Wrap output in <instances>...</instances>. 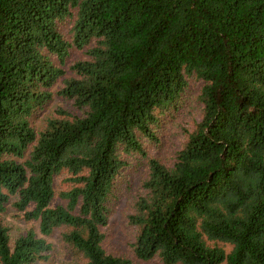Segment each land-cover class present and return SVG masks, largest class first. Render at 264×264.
Segmentation results:
<instances>
[{"label":"trees","instance_id":"obj_1","mask_svg":"<svg viewBox=\"0 0 264 264\" xmlns=\"http://www.w3.org/2000/svg\"><path fill=\"white\" fill-rule=\"evenodd\" d=\"M72 49L84 57L66 75ZM191 76L201 119L170 163L148 159L132 252L264 264V0H0V264L48 261L57 228L86 264H135L102 246L107 200ZM54 93L80 114L37 131L31 117ZM62 173L69 187L52 205ZM8 204L38 233L11 238Z\"/></svg>","mask_w":264,"mask_h":264},{"label":"rangeland","instance_id":"obj_2","mask_svg":"<svg viewBox=\"0 0 264 264\" xmlns=\"http://www.w3.org/2000/svg\"><path fill=\"white\" fill-rule=\"evenodd\" d=\"M67 24L63 29L67 30ZM84 57V50L72 49L67 57L63 69L66 75L71 74L69 66L76 59ZM62 78L58 80L53 91L61 85ZM202 82L194 76L188 78L186 89L181 97L177 110L165 113L160 117V125L155 129V140L141 138L144 154L132 153L127 156L128 164L121 170L114 182L111 195L107 200L109 210L108 222L101 228L104 233L102 242L106 252L127 256L135 264H164L158 257H154L146 262L139 261L132 252V243L137 234V227L129 222V217L135 212V203L142 193V183L147 175V161L155 158L163 163H170L187 139L195 124L201 119L202 104L198 99ZM69 114H80L71 101L54 93L49 102L31 117L32 125L37 131L41 130L46 120L52 116H57L61 112ZM27 154V152H26ZM69 183L66 180V173L57 176L54 181L55 196L52 205L63 203L59 197V192L66 190ZM1 218L9 228V235L15 238L28 229H33L38 233V222L36 220H25L21 212L16 211L10 204L1 214ZM63 228L55 229L47 240L52 244L50 258L46 262L38 264H86V260L78 253H75L69 246L61 240ZM224 248L226 251L230 246L223 242H208Z\"/></svg>","mask_w":264,"mask_h":264}]
</instances>
